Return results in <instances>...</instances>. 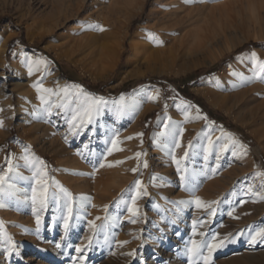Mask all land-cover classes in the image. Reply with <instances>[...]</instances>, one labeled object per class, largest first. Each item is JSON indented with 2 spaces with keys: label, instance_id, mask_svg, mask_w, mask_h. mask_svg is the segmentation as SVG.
<instances>
[{
  "label": "rangeland",
  "instance_id": "obj_1",
  "mask_svg": "<svg viewBox=\"0 0 264 264\" xmlns=\"http://www.w3.org/2000/svg\"><path fill=\"white\" fill-rule=\"evenodd\" d=\"M153 1L0 0V264H204L192 241L218 245L210 264H264V44L247 47L264 0H191L134 50Z\"/></svg>",
  "mask_w": 264,
  "mask_h": 264
},
{
  "label": "bare ground",
  "instance_id": "obj_2",
  "mask_svg": "<svg viewBox=\"0 0 264 264\" xmlns=\"http://www.w3.org/2000/svg\"><path fill=\"white\" fill-rule=\"evenodd\" d=\"M160 1L161 0H154L153 1L152 5L150 6V9H149V12H148V15H147L145 22L138 28V30L136 31V33L134 35L135 37H138V38H142L145 35L150 37V35H152L151 40L149 39L145 43L143 42L140 44H134L133 45L134 50L140 48V49H144V50L148 51V49L150 48V46L152 44L151 42L155 39L156 36H158V34H160V31H162V29L166 25H168L169 23H171L175 19L176 15L172 12H174V11L186 12L188 10L191 11L194 9L192 6L193 0L187 1L184 4L179 5V6L175 5L176 7L172 6L176 2H168V0H162V2L165 3L164 6H162V5H160ZM157 8H160L161 11L156 13V12H154V10ZM167 10H168V12L169 11L170 12L168 13ZM131 17L132 16H130L128 19H130ZM155 19H156V22L154 23V25L152 27L147 28L145 26L146 24L153 22ZM78 32L81 34H84L85 36H86V34H88L87 35L88 37L86 36L87 37L86 41L81 45L82 49H89V50L94 49L93 51L91 50L94 53L95 50H97L98 52L99 51L103 52L108 47L110 37H108L107 34H104V33H100L99 35L95 34V33L89 34V33H86L87 32L86 30H80ZM79 33H77V34H79ZM153 37H154V39H153ZM95 53H97V52H95ZM132 53H134V52H132ZM57 58H59V57H57ZM18 60H19L18 62L21 64V66L28 67V70L30 68H32L33 66H38L39 68L41 67L40 63L42 60L36 54L30 53V52H25L24 50H21L19 52ZM111 63L113 65L116 64V59L115 58L112 59ZM242 77H241V79H242ZM241 79L240 78L238 79V86L239 87H241V83L243 82V80H241ZM232 81H233V77L232 78L230 77L229 79L226 80V82H228V83H230ZM35 105L38 107V104H35ZM177 105H179V104H175V108L173 109V111L175 113L180 111V110H177V108H176ZM31 167H33V164L29 165V168H31ZM131 219L134 220L133 218H130V220Z\"/></svg>",
  "mask_w": 264,
  "mask_h": 264
},
{
  "label": "snow or ice",
  "instance_id": "obj_3",
  "mask_svg": "<svg viewBox=\"0 0 264 264\" xmlns=\"http://www.w3.org/2000/svg\"><path fill=\"white\" fill-rule=\"evenodd\" d=\"M100 30L103 31V29H100ZM153 39H154V37H153ZM253 58L255 60V57H253ZM257 63H259V62L257 61ZM259 68H260V71L255 73V75H257V76H259L261 72H264V64H259ZM33 87H36L37 91H44V92H49L50 91L49 89H41L38 85H33ZM122 99H123V97H122ZM101 102L102 101H96L95 103L99 104ZM86 115H88L89 119H90L91 118V111L89 110L88 112H86ZM75 119H76V117L74 116L73 120H75ZM210 143H211V141H210ZM115 144H116V142L113 141V146L114 147H115ZM136 155H137V157H139L140 153H137ZM173 160H174L175 163H177V167H178V170H179V161H176L175 157H173ZM40 163L43 164V161H41ZM104 166L105 165L101 164V167H104ZM112 166H114V165H111V164L108 165V167H112ZM144 167H147V164H145ZM133 171L135 172L136 169H133ZM181 179H183V177H181ZM2 180H3V177H0V181H2ZM40 183H41V181L37 180V184H40ZM136 185L139 188L140 185H141V182L140 181H136ZM61 190L63 191V189H61ZM65 195H68V194L65 192ZM46 199H47V189L46 188H44L43 191H40V192H37L36 189H33V202L34 203H38L40 205V207L43 208V207L46 206ZM133 203H135V199L133 200ZM195 203H196L197 207H209V205H204L198 198L196 199ZM69 211H71L70 208H69ZM129 211L133 212V209L129 208ZM35 214H36V212H35V209H34V215ZM213 214H214V211H213ZM229 215H232V213H229ZM97 219H100V218L97 217ZM40 223H41L40 218L37 215V217H36L37 231H39ZM91 226L93 227V229L96 228V225H95L94 221L91 223ZM64 227H65V231H67V228H68V220H67V218H65ZM257 237H264V229H261L259 232L256 233L255 236H253V238H252L253 241H255ZM216 239L217 238L215 236L212 237L213 241H216ZM89 243H91V238H89ZM204 246H206L208 248V251H209V256L205 257L204 264H210L211 252H212V250L214 248H216L218 246L216 243L212 242V243H207L206 245H201V244H198L196 241H192V247H190L188 249V251L191 254V256H195V255H198L200 253L201 248L204 247ZM57 247L59 248L60 245L57 244ZM76 251L77 252H81L82 249L81 248H77ZM130 255H132V254L130 253ZM193 264H194V262H193Z\"/></svg>",
  "mask_w": 264,
  "mask_h": 264
},
{
  "label": "trees",
  "instance_id": "obj_4",
  "mask_svg": "<svg viewBox=\"0 0 264 264\" xmlns=\"http://www.w3.org/2000/svg\"><path fill=\"white\" fill-rule=\"evenodd\" d=\"M13 43H14V41H13L11 44H13ZM263 44H264V43H250V44L247 45V47H255V46H260V45H263ZM22 45H24L25 48H27L28 51H30V52L40 54L41 56H43V57H45V58L47 57V55H46L45 53H43L42 51H38V50H36V49H33L32 47H29V46L25 45V43H23V42H22ZM240 52H241V51L238 50V51L235 52V54H238V53H240ZM147 82H148L147 80L140 81V82H138L136 85L147 84ZM96 88H97V89H100V86L97 85ZM86 90H87L88 92L92 93V94H96V92L93 91V90L91 89V85L86 86ZM219 116H220V115H219Z\"/></svg>",
  "mask_w": 264,
  "mask_h": 264
}]
</instances>
